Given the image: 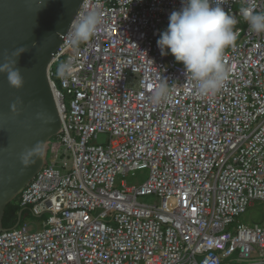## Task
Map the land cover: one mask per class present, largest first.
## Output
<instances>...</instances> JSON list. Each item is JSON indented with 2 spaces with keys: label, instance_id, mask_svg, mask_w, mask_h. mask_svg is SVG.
Here are the masks:
<instances>
[{
  "label": "built area",
  "instance_id": "1",
  "mask_svg": "<svg viewBox=\"0 0 264 264\" xmlns=\"http://www.w3.org/2000/svg\"><path fill=\"white\" fill-rule=\"evenodd\" d=\"M181 7L83 0L75 18L96 10L102 22L76 47L70 27L53 57L63 126L18 199L24 213L47 217L31 227L22 213L0 232V264H264V224L241 220L264 200V33L243 14L264 12V0H222L237 39L224 52L223 88L208 95L157 46ZM161 83L168 96L153 104ZM144 168L140 184L117 185ZM148 194L161 202H142Z\"/></svg>",
  "mask_w": 264,
  "mask_h": 264
},
{
  "label": "water",
  "instance_id": "2",
  "mask_svg": "<svg viewBox=\"0 0 264 264\" xmlns=\"http://www.w3.org/2000/svg\"><path fill=\"white\" fill-rule=\"evenodd\" d=\"M82 2L0 0V64L5 54L26 49L15 65L21 87H11L6 73H0V231L8 229L3 225L6 207L45 164L47 144L62 129L50 70Z\"/></svg>",
  "mask_w": 264,
  "mask_h": 264
},
{
  "label": "clouds",
  "instance_id": "3",
  "mask_svg": "<svg viewBox=\"0 0 264 264\" xmlns=\"http://www.w3.org/2000/svg\"><path fill=\"white\" fill-rule=\"evenodd\" d=\"M243 14L251 30L264 33V12L245 9ZM101 22L102 17L96 10L80 12L71 23L69 45L76 47L89 42ZM236 24L237 20L222 7V0H182V7L170 14L168 27L157 40V46L162 55H167L165 49H169L176 61L183 63L186 74L197 82L201 95L214 94L228 78L223 58L225 50L237 39ZM24 51L21 47L5 54L4 63L0 64V73H6L9 85L14 88L23 85L22 74L15 65ZM71 68V62H65L58 72L66 75ZM167 96L168 87L161 83L152 93V103L158 105Z\"/></svg>",
  "mask_w": 264,
  "mask_h": 264
},
{
  "label": "rangeland",
  "instance_id": "4",
  "mask_svg": "<svg viewBox=\"0 0 264 264\" xmlns=\"http://www.w3.org/2000/svg\"><path fill=\"white\" fill-rule=\"evenodd\" d=\"M165 30H162V33ZM174 56V55H173ZM55 137H53L51 139V141L54 139ZM107 136L105 134H100L99 139L97 140L98 142H106ZM61 154H59L58 159L61 158ZM52 156V152L50 151V149L48 150V159H50V157ZM149 176V169L148 168H144V169H140L135 171L134 173L132 172H128L126 173L124 176L123 175H119L118 179H117V185L120 186V180H125L127 183L129 184H140L141 182H143L145 179H147ZM140 200L142 202L145 203H160L161 199L159 196L154 195V194H148L145 196H141ZM47 217V214H44L42 217H35L32 214H28L27 212L24 213L23 215V220L22 222H27L29 223V225L31 227H36V225L41 222L42 220H44ZM241 220L250 224V225H255V224H259L262 223L264 224V201L263 200H257L255 201L253 206H250L247 211L241 216Z\"/></svg>",
  "mask_w": 264,
  "mask_h": 264
},
{
  "label": "trees",
  "instance_id": "5",
  "mask_svg": "<svg viewBox=\"0 0 264 264\" xmlns=\"http://www.w3.org/2000/svg\"><path fill=\"white\" fill-rule=\"evenodd\" d=\"M167 51H168V53L170 55H172L169 49H167ZM178 63H182V62H178ZM21 209H22V207L20 206L19 200L17 198H15L13 201H11L8 204V206L6 207L5 216H4V219H3L4 227L9 228V227H12L16 223L17 218H18V212ZM23 215H24V212H23Z\"/></svg>",
  "mask_w": 264,
  "mask_h": 264
},
{
  "label": "bare ground",
  "instance_id": "6",
  "mask_svg": "<svg viewBox=\"0 0 264 264\" xmlns=\"http://www.w3.org/2000/svg\"><path fill=\"white\" fill-rule=\"evenodd\" d=\"M56 137V136H55ZM50 142H51V140H50ZM50 142H48V144H47V147H46V150L49 148V146H50ZM60 153H62L61 154V158L60 159H58L57 160V162L58 161H60V160H64V159H66L67 158V153H66V151H65V149L63 148V147H61L60 148ZM47 155H48V153L46 152V157H47ZM59 157V156H58ZM47 159V158H46ZM44 166V165H43ZM42 166V167H43ZM41 170V169H40ZM39 170V171H40ZM39 171L36 173V175L35 176H37V174L39 173ZM35 176H34V178H35ZM33 178V179H34ZM264 201V200H263ZM21 207H23V206H21ZM24 208V207H23ZM24 211V210H23ZM11 228V227H10ZM6 230V229H5ZM0 232H4V230L3 231H0ZM106 247H107V245H106ZM238 257H235L234 259H237ZM230 264H233V263H230Z\"/></svg>",
  "mask_w": 264,
  "mask_h": 264
}]
</instances>
